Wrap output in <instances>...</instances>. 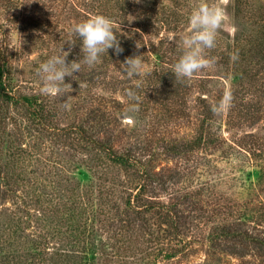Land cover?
Returning a JSON list of instances; mask_svg holds the SVG:
<instances>
[{
    "label": "rangeland",
    "instance_id": "obj_1",
    "mask_svg": "<svg viewBox=\"0 0 264 264\" xmlns=\"http://www.w3.org/2000/svg\"><path fill=\"white\" fill-rule=\"evenodd\" d=\"M198 2L0 0V63L8 62L9 88L21 98L0 99V172L9 189L0 198V264H79L80 231V240L107 252L96 264H264V252L237 235L264 226V144L261 156L247 151V133L264 141V0H208L225 14L216 46L206 50L215 65L178 81L173 38L188 32ZM92 14L112 20L123 52L109 49L75 79L66 76L65 96L42 93L39 66L62 47H71L67 62L78 61L80 41L67 43L69 28ZM134 55H144L145 75L130 79L121 64ZM129 89L139 96L132 114ZM231 89L251 110L235 124H227L228 110L216 114L211 131L221 144L194 145L206 135L203 98L214 103ZM88 137L162 170L140 198L145 205L128 208L130 171L114 167ZM164 203L174 211L169 231L160 224ZM225 223L237 232L223 233Z\"/></svg>",
    "mask_w": 264,
    "mask_h": 264
},
{
    "label": "clouds",
    "instance_id": "obj_2",
    "mask_svg": "<svg viewBox=\"0 0 264 264\" xmlns=\"http://www.w3.org/2000/svg\"><path fill=\"white\" fill-rule=\"evenodd\" d=\"M137 3L140 0H136ZM224 10L215 3L208 0H199L193 7L188 17V32L177 39L179 43V55L172 66V73L178 81H189L196 74L214 67L215 58L206 55V50L216 46L218 32L222 29L224 21ZM70 39L67 42L70 46L75 44V40L80 41L81 58L67 62L71 47L64 51L63 47L59 54L50 56L41 63L37 75L40 78L41 92L46 95L63 97L72 91L70 83H65V77H72L74 73H79L82 65L92 67L100 62L101 55L108 53L109 49H114L119 55L123 52L119 39L114 32L112 20L103 14H92L88 18L74 23L69 28ZM137 48L141 47L137 43ZM144 55H134L127 57L121 64L123 72L128 78H138L145 75L142 57ZM140 79H135L134 87L139 88ZM129 100L126 112L132 114L138 111L139 96L134 89L126 92ZM72 97L61 102L65 108L70 107ZM232 93L225 90L220 98L211 105L213 114H221L232 105Z\"/></svg>",
    "mask_w": 264,
    "mask_h": 264
},
{
    "label": "trees",
    "instance_id": "obj_3",
    "mask_svg": "<svg viewBox=\"0 0 264 264\" xmlns=\"http://www.w3.org/2000/svg\"><path fill=\"white\" fill-rule=\"evenodd\" d=\"M113 27H114V32L115 33L117 32L116 35L118 37L119 33L117 31V28L114 25ZM7 66H8V62L6 60L0 63V99L2 101H7V102L21 101V98L17 99L16 94L12 93V88H9V83L11 82L12 78H11V71H9L10 69ZM102 73L103 72H98V74H102ZM93 78H95V76H92L90 79L93 80ZM111 80L112 78L109 77L107 78L105 83L110 84ZM230 92L232 93L233 100H232L231 107L228 109L227 124H235L236 121L241 120L245 116L244 114L247 115L249 113V111L251 110V107L249 106V101H245L244 97L239 98L238 94L235 93V90L231 89ZM23 98L26 101V103H28L29 105L34 102H37V100L34 99L35 96L26 95ZM203 100H204L203 103H201V106L205 110L203 113V117H204L203 120L208 122L207 129H204V131H206V135H203V133H201L200 135H197L194 139V142H195L194 145L201 144V143L221 144L222 139H220L218 135L214 136L211 131L213 130L212 126H213V121L216 115V114H213V112L211 111V105L213 103L207 102V100L204 98ZM99 110L100 112L98 113V115L102 117L101 108H98L97 111ZM247 136H249L250 138V141H248V144L250 145V148H251L247 151L252 154L256 153V155L261 156L263 154V144H264L263 143L264 141L262 140V138L259 137L257 134H254L251 132L247 133ZM88 138H89L88 139L89 141H95L97 144H99V146L102 149H104L107 152L105 153L104 156L109 158V161L114 167L118 166L119 168H122L123 170L130 171L131 176H132L133 185L130 186L131 190L126 195V202L128 203V208L137 207L139 205L140 206L145 205V202L143 200L141 201L140 198H142V195H144V193L148 192L149 188L153 187L154 185L153 183L155 181H158L159 179L162 178V174H161L162 170H160V172H156L154 170L156 172L155 173L152 170V168L149 167V163L142 162L141 159H138L137 155H135L134 153L116 150L113 147H110V145L108 144L105 145L102 139L100 138H96V137L95 138L88 137ZM177 147L179 148L180 146H177ZM102 156L99 155V157H102ZM119 173L121 174V170H119ZM119 176L120 175L118 174L113 175V178L116 180ZM4 180H5V176H3L0 172V198L8 195L9 193V189L3 188V186L5 187ZM117 185L119 186L121 185V183H118ZM135 190L136 192H134ZM110 193L112 195H116L115 191H111ZM133 197H134V202L136 201V203L132 202ZM162 207H164L165 213L160 219V224L161 225L166 224L165 231H169L170 226L175 227L174 226L175 221H173L174 211L170 209L166 203H164ZM263 208H264V205H263ZM143 211H145V209H143ZM262 219L264 220V211L262 212ZM263 225L264 223L261 224V226ZM232 226L236 227L235 224L232 225L230 223L229 224L225 223L223 225V228H221V230L226 235L234 234V232H237V229L232 230ZM81 233L82 231H80L79 233L80 239L83 238L82 234H86V233H82V234ZM240 234L243 240L247 239L253 242L256 246H258V248H260L264 252V226L258 227L256 228V230H252V231L241 229L237 235H240ZM158 238L160 237L158 236ZM80 239H77V242L82 244L83 254L81 256L82 262L78 261L79 264H96L95 259H96V256L98 258L97 254L100 253V250L103 253L102 254L103 256L107 254V252L104 249H100L99 251L96 250V246L98 244L97 242L95 244L94 243L92 244V243L87 242L86 240L82 241ZM151 240L157 241L155 237H153ZM103 260H105V258H103Z\"/></svg>",
    "mask_w": 264,
    "mask_h": 264
}]
</instances>
